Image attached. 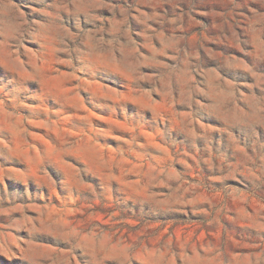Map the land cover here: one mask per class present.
<instances>
[{
	"label": "rangeland",
	"instance_id": "obj_1",
	"mask_svg": "<svg viewBox=\"0 0 264 264\" xmlns=\"http://www.w3.org/2000/svg\"><path fill=\"white\" fill-rule=\"evenodd\" d=\"M0 264H264V0H0Z\"/></svg>",
	"mask_w": 264,
	"mask_h": 264
}]
</instances>
